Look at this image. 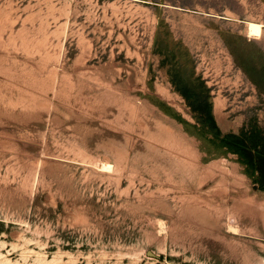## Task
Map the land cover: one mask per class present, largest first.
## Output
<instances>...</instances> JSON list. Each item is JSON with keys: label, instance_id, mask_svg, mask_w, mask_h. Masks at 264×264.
I'll list each match as a JSON object with an SVG mask.
<instances>
[{"label": "rangeland", "instance_id": "obj_1", "mask_svg": "<svg viewBox=\"0 0 264 264\" xmlns=\"http://www.w3.org/2000/svg\"><path fill=\"white\" fill-rule=\"evenodd\" d=\"M0 264H264V0H0Z\"/></svg>", "mask_w": 264, "mask_h": 264}, {"label": "bare ground", "instance_id": "obj_2", "mask_svg": "<svg viewBox=\"0 0 264 264\" xmlns=\"http://www.w3.org/2000/svg\"><path fill=\"white\" fill-rule=\"evenodd\" d=\"M248 32L256 37H259L262 33V24L256 22H247Z\"/></svg>", "mask_w": 264, "mask_h": 264}]
</instances>
